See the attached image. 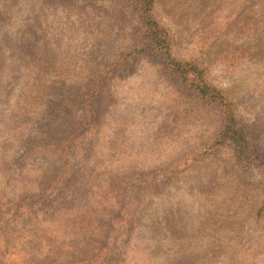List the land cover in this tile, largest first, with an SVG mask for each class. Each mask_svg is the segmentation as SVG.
Instances as JSON below:
<instances>
[{
    "label": "rangeland",
    "instance_id": "374dc122",
    "mask_svg": "<svg viewBox=\"0 0 264 264\" xmlns=\"http://www.w3.org/2000/svg\"><path fill=\"white\" fill-rule=\"evenodd\" d=\"M154 17L264 154V0H156ZM144 38L132 0H0V174L19 175L9 196L46 190L51 220L1 237L0 264H264V161L208 150L219 110Z\"/></svg>",
    "mask_w": 264,
    "mask_h": 264
},
{
    "label": "trees",
    "instance_id": "16d2710c",
    "mask_svg": "<svg viewBox=\"0 0 264 264\" xmlns=\"http://www.w3.org/2000/svg\"><path fill=\"white\" fill-rule=\"evenodd\" d=\"M132 1L136 5V10L140 14L142 25L145 29L143 51L156 54L160 58V64L182 82L186 90L191 92V96L194 99L207 103L219 110L221 115L218 129L220 132H218V138L213 145L208 147V150H212L221 143H228L233 148L235 159L239 162L246 164L251 159L264 161V154L255 150L254 140L247 134L245 126L235 117L233 106L229 102L228 96L223 91L209 85L202 68L203 64H198L194 61H177L171 56V49H173L172 37L165 28L155 21L154 8L156 0ZM0 166H3L2 163ZM17 176L19 175L0 174V238L6 237L8 234H17L22 238L21 242L38 241L40 240L38 234L46 232V225L51 224V220L48 215L44 214L41 207V202L44 199L43 194L46 190L40 193L33 183L30 182L29 184V181H25V185H22V188L14 196H9L7 194L9 188L5 187H8L10 182L13 181V177ZM53 209L54 213H59L60 211L71 213L70 210L59 205ZM83 223L84 221H81L79 233L82 236H86L89 232L85 230ZM39 255L34 257H43V254ZM25 263L22 262L21 264ZM82 263L78 261L71 264Z\"/></svg>",
    "mask_w": 264,
    "mask_h": 264
}]
</instances>
